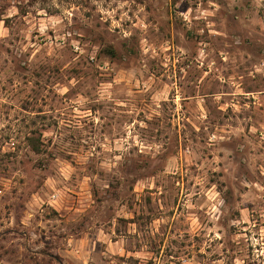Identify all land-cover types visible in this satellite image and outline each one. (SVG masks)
<instances>
[{
    "label": "rangeland",
    "instance_id": "obj_1",
    "mask_svg": "<svg viewBox=\"0 0 264 264\" xmlns=\"http://www.w3.org/2000/svg\"><path fill=\"white\" fill-rule=\"evenodd\" d=\"M0 264H264V0H0Z\"/></svg>",
    "mask_w": 264,
    "mask_h": 264
}]
</instances>
